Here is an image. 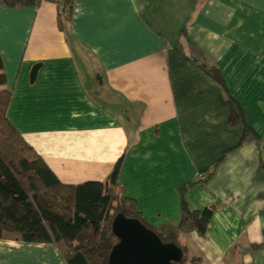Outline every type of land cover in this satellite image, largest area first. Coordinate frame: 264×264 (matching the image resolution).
Returning <instances> with one entry per match:
<instances>
[{"label":"crops","instance_id":"crops-1","mask_svg":"<svg viewBox=\"0 0 264 264\" xmlns=\"http://www.w3.org/2000/svg\"><path fill=\"white\" fill-rule=\"evenodd\" d=\"M60 9L0 5L14 127L65 183L104 180L122 156L124 195L164 233L196 182L188 208L214 210L178 244L199 264H264V0H74L61 26ZM23 263L66 264L52 243L0 240V264Z\"/></svg>","mask_w":264,"mask_h":264},{"label":"trees","instance_id":"trees-1","mask_svg":"<svg viewBox=\"0 0 264 264\" xmlns=\"http://www.w3.org/2000/svg\"><path fill=\"white\" fill-rule=\"evenodd\" d=\"M58 1L61 9L57 21L61 26L64 20L70 19L74 0ZM40 2L0 0V5L24 8L36 7ZM187 58L196 61L190 56ZM198 65L224 89L216 66ZM10 99L11 90L5 87L0 58V240L52 243L66 264H108L109 252L117 241L111 223L119 212L139 219L163 241L178 244V231L186 227L196 229L200 235L205 234L214 207L190 210L185 200L187 190L196 182L180 187L179 229L164 233L143 217L132 198L124 195V185L119 181L122 156L104 180L77 184L61 181L10 122L7 117ZM226 101L230 124H244L237 102L229 96ZM245 129L249 130L248 127ZM178 245L182 250L178 264H199L198 256L189 254L185 245Z\"/></svg>","mask_w":264,"mask_h":264},{"label":"water","instance_id":"water-1","mask_svg":"<svg viewBox=\"0 0 264 264\" xmlns=\"http://www.w3.org/2000/svg\"><path fill=\"white\" fill-rule=\"evenodd\" d=\"M40 63L30 70L35 78ZM117 241L111 247L108 264H178L181 247L174 241H163L152 229L137 218L117 213L111 223Z\"/></svg>","mask_w":264,"mask_h":264},{"label":"built area","instance_id":"built-area-1","mask_svg":"<svg viewBox=\"0 0 264 264\" xmlns=\"http://www.w3.org/2000/svg\"><path fill=\"white\" fill-rule=\"evenodd\" d=\"M40 1H43V0H40ZM197 177L199 180H203V179H205V174L204 173H198Z\"/></svg>","mask_w":264,"mask_h":264},{"label":"rangeland","instance_id":"rangeland-1","mask_svg":"<svg viewBox=\"0 0 264 264\" xmlns=\"http://www.w3.org/2000/svg\"><path fill=\"white\" fill-rule=\"evenodd\" d=\"M60 253V252H59ZM24 264V263H23Z\"/></svg>","mask_w":264,"mask_h":264}]
</instances>
